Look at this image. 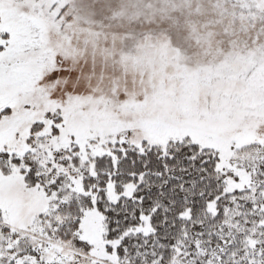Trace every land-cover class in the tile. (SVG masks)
Listing matches in <instances>:
<instances>
[{
    "label": "snow or ice",
    "instance_id": "obj_1",
    "mask_svg": "<svg viewBox=\"0 0 264 264\" xmlns=\"http://www.w3.org/2000/svg\"><path fill=\"white\" fill-rule=\"evenodd\" d=\"M0 264H264V0H0Z\"/></svg>",
    "mask_w": 264,
    "mask_h": 264
}]
</instances>
